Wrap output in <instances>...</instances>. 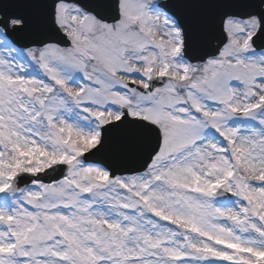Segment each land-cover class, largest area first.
Segmentation results:
<instances>
[{"label":"snow or ice","instance_id":"obj_1","mask_svg":"<svg viewBox=\"0 0 264 264\" xmlns=\"http://www.w3.org/2000/svg\"><path fill=\"white\" fill-rule=\"evenodd\" d=\"M0 264H264V0H0Z\"/></svg>","mask_w":264,"mask_h":264}]
</instances>
